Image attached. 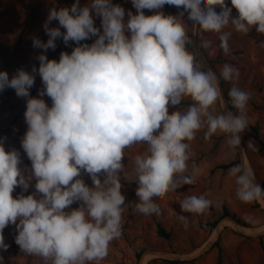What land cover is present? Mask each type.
Here are the masks:
<instances>
[{
	"label": "clouds",
	"instance_id": "clouds-1",
	"mask_svg": "<svg viewBox=\"0 0 264 264\" xmlns=\"http://www.w3.org/2000/svg\"><path fill=\"white\" fill-rule=\"evenodd\" d=\"M131 3L136 14L128 11L127 19L125 9L111 0H90L85 6L76 0L70 7L49 9L43 25L47 41L32 42L43 50L36 57L38 69H18L11 78L0 71V91L11 88L27 98L21 147L31 161V172L25 175L20 153L5 151L0 142V250L9 247L3 230L11 224L24 254L51 264L103 260L110 242L121 235L125 196L119 177L125 149L147 145V153L134 159L136 208L153 215L160 212L154 198L194 183L198 168H193V175L185 173L190 159L187 142L197 132L206 128V140L218 132L228 134L230 147L241 145L250 93L233 86L228 94L240 114H213L220 77L233 81L239 71L229 64L220 77L202 70L187 50L191 39L183 17L186 13L202 33H219V47L228 54L231 33L222 32L227 26L243 34L255 27L264 34V0H230L231 7L225 0ZM164 5L182 10L165 15L160 11ZM232 9L238 15L232 16ZM144 10L153 14L145 15ZM93 14L101 19L102 31L94 25ZM52 21L60 27H49ZM92 37L93 43H81ZM57 39L76 46L70 54L61 52L58 61L49 60L45 53L55 50ZM201 46L207 48L210 42L204 40ZM35 74L43 85L38 96L49 97L50 107L44 99L30 97ZM186 99L191 103L185 109L181 105ZM249 147L257 150L251 141ZM82 173L91 178V187L80 178ZM230 174L242 202L264 198V188L240 165ZM32 180L34 193L13 198L16 187L27 191ZM74 203L79 207L69 210ZM210 206L204 196H189L181 203L184 212L196 214ZM179 218L187 224L185 216Z\"/></svg>",
	"mask_w": 264,
	"mask_h": 264
},
{
	"label": "rangeland",
	"instance_id": "rangeland-1",
	"mask_svg": "<svg viewBox=\"0 0 264 264\" xmlns=\"http://www.w3.org/2000/svg\"><path fill=\"white\" fill-rule=\"evenodd\" d=\"M76 0H0V71H6L11 78L18 69L31 72L33 66L37 69L39 61L36 57L42 49L33 47V39L38 38L46 42L48 36L43 28L49 9L55 7H70ZM113 4L120 5L127 12L136 14L131 0H111ZM231 7L230 0H225ZM81 6L90 3V0H79ZM182 9L164 5L160 10L165 15H177ZM219 12V8L216 9ZM145 15H152L153 11L144 10ZM238 13L232 9V16ZM94 25L102 31L101 19L93 14ZM188 33L189 21L187 14L183 17ZM49 27H60L58 21H52ZM61 31H65L61 27ZM222 32L231 33L228 39L229 52L225 54L219 47V33H202L196 25V36L200 45L204 40L210 42V46L204 48L216 71L220 75L225 64L234 66L239 71L238 79L233 81H221L229 100L232 112L240 114L231 103L229 90L236 86L250 93V99L244 110L247 125L256 126L259 130L260 140L264 142V34L257 33L253 27L248 34L236 32L229 25ZM95 37L82 41L91 44ZM55 50L49 49L45 54L49 60H59L61 52L71 53L76 46L69 42L66 46L62 39L55 41ZM187 50L194 54L191 47ZM195 56V55H194ZM196 58V56H195ZM196 61H199L196 58ZM200 64V63H199ZM203 70V68H202ZM43 89L41 78L35 74L34 86L30 89V97L42 98L50 107L51 99L46 95L38 96V91ZM26 99L18 97L14 89L8 88L0 91V142L5 151L17 150L20 153L21 165L25 175L31 172V161L21 147V141L27 130L24 119ZM191 103L185 100L181 107L187 108ZM169 109V112L173 111ZM214 115L223 112L222 103L218 100L213 107ZM206 128L197 132L192 141H188L189 161L188 171L185 175H193V168H198V173L193 176L194 183L184 185L175 191H169L162 198H154L160 208L159 214L144 215L140 213L136 204L137 188L134 171V159L137 155L147 153L146 144L133 145L125 149L123 160L124 170L119 180L122 185L121 193L125 196V205L122 212L121 235L110 242L108 255L100 261H92L90 264H137V253L146 249L165 250L177 255L197 254L207 242L213 245L194 260L165 259L150 255L145 264H264V236L247 237L239 232L230 221L221 222L219 237L215 228H212L216 220L223 217V205H226L230 215L234 216L246 228L245 232H257L264 230V202L257 199L251 203L242 202L237 197L236 178L230 174L229 168H221V165L238 161L236 148L228 145V134L216 133L210 139H205ZM246 167L259 182L264 181V149L261 143L253 136L250 129L246 128L241 133ZM255 145L257 150L249 147V142ZM240 165V162H239ZM81 179L88 186H92L91 178L82 173ZM102 179V177H101ZM35 180L30 182L27 191L16 187L12 193L13 198L27 196L35 192ZM189 196H204L211 201V206L203 214L184 212L181 203ZM79 207L74 203L70 209ZM180 216L187 218V224L180 220ZM159 226L163 227L170 235L168 238L159 234ZM5 243L9 245L7 251L0 250V264H51L38 256L24 254L15 243L17 230L15 225H9L3 230Z\"/></svg>",
	"mask_w": 264,
	"mask_h": 264
},
{
	"label": "water",
	"instance_id": "water-1",
	"mask_svg": "<svg viewBox=\"0 0 264 264\" xmlns=\"http://www.w3.org/2000/svg\"><path fill=\"white\" fill-rule=\"evenodd\" d=\"M188 35L191 39V43L189 44V46L191 47V49H192L194 55L196 56L197 60L199 61L200 65L203 66V70L212 71L216 74L217 77H220V75L216 71L215 67L213 66L211 60L209 59L206 52L204 51V49L200 45L198 38L196 36V25H193L191 21H189ZM218 90L220 92L219 100L222 103L223 112L224 111H231L232 112V109L230 107L229 100H228V97H227L226 92L224 90V86L222 84L221 78L219 79ZM240 135H241V133H240ZM243 148H244L243 142L241 141V145L238 148H236L237 153H238V159L240 162V166L242 167V169L244 171L249 172L252 175V177L254 179V183L259 184L261 186V182H259L257 180V178L246 167ZM262 201L264 202V198H262ZM223 221L232 222L234 224V226L236 227V229L247 237L264 236V230H260L257 232H245L244 229L246 227L244 225H242L234 216L228 215V216H224L217 223V225L215 227V232H216L217 237H219L220 229H221L220 228L221 222H223ZM212 245H213V242H207L201 248V250L197 254H194V255H177L175 253L168 252L165 250L146 249L141 253V256L138 259L137 264H145L146 258L150 255H153L155 257L162 258V259L194 260V259L198 258L202 253L206 252Z\"/></svg>",
	"mask_w": 264,
	"mask_h": 264
},
{
	"label": "trees",
	"instance_id": "trees-1",
	"mask_svg": "<svg viewBox=\"0 0 264 264\" xmlns=\"http://www.w3.org/2000/svg\"><path fill=\"white\" fill-rule=\"evenodd\" d=\"M186 47L189 48L188 45H187ZM232 110H233V108H232ZM233 113H234V111H233ZM234 114H235V113H234ZM247 128L251 130L253 136H254V137H255V138L261 143V145H262V149H264V142L260 140V135H259V130H258V128H257L256 126H253V127H252V126H249V127L247 126ZM234 165H239V162H238V161H234V162H231V163H228V164L221 165L220 167L226 169V168L232 167V166H234ZM261 186H262V188H264V181L261 182ZM228 215H230V211H229V209H228V207H227L226 205H223V211H222V215H221V217L228 216ZM218 222H219V221L216 220V221L214 222V225L212 226V228H215ZM158 231H159V234H160V235H162V236H164V237H166V238H168L169 235H170V234H169L168 232H166L165 229H164L163 227H161V226H159V230H158ZM140 256H141V253L138 252V253H137V258L139 259ZM160 259H161V258H160ZM161 260H163V261H168V260H165V259H161Z\"/></svg>",
	"mask_w": 264,
	"mask_h": 264
}]
</instances>
